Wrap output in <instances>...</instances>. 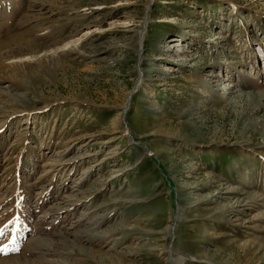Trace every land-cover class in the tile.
<instances>
[{
	"label": "rangeland",
	"instance_id": "374dc122",
	"mask_svg": "<svg viewBox=\"0 0 264 264\" xmlns=\"http://www.w3.org/2000/svg\"><path fill=\"white\" fill-rule=\"evenodd\" d=\"M0 264H264V0H0Z\"/></svg>",
	"mask_w": 264,
	"mask_h": 264
}]
</instances>
